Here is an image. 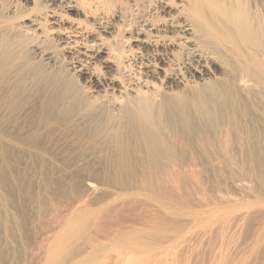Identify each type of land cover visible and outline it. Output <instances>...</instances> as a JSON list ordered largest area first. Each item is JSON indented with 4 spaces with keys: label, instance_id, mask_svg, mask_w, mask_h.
I'll use <instances>...</instances> for the list:
<instances>
[{
    "label": "bare ground",
    "instance_id": "bare-ground-1",
    "mask_svg": "<svg viewBox=\"0 0 264 264\" xmlns=\"http://www.w3.org/2000/svg\"><path fill=\"white\" fill-rule=\"evenodd\" d=\"M16 1L21 3V14L29 13V4L37 12L18 26H9L4 24L7 8L0 0V137H4L5 129L28 118L38 122L50 115L69 117L70 122L81 126L80 133L102 138L106 145L102 159L114 165L115 175L124 186L125 176L133 173L131 165L143 167L145 176L139 187L164 213L169 209L168 198L178 205L176 194L201 183L204 174L201 176L197 169L182 170V166L188 162L196 166L205 158V148L211 149L207 145L227 143V129L216 134L218 125L227 121L235 126L234 132H243L244 143L264 145L263 139L252 136L250 126L241 127V119L250 124L256 117L264 120L260 115L264 107V0H159L156 15L135 19L126 28L118 26V40L112 49L99 39L78 44L79 40L64 34L55 40L70 60L74 82L58 80L50 91L39 67L28 62V57L48 60L49 56L37 45H27L32 41L25 40L19 30L39 35L45 21H61L67 13L86 15L77 0ZM100 24V33L113 29ZM75 28L69 32H75ZM2 148L4 157L15 152L9 145ZM257 155L252 153L250 158L256 161ZM251 206H246V211L234 207L237 213L233 219L251 217ZM228 209L223 211L229 215ZM155 218L144 223L147 231L154 230L151 239L155 229L161 230L166 223Z\"/></svg>",
    "mask_w": 264,
    "mask_h": 264
},
{
    "label": "rangeland",
    "instance_id": "rangeland-1",
    "mask_svg": "<svg viewBox=\"0 0 264 264\" xmlns=\"http://www.w3.org/2000/svg\"><path fill=\"white\" fill-rule=\"evenodd\" d=\"M77 1L86 18L67 13L61 16V21H45L39 35L17 27L25 40L32 41L27 45H37L49 56L48 60L28 57L29 64L38 66L47 79L48 91L58 80L73 81L70 60L55 38L67 34L79 40L78 44L99 39L112 49L118 40V26L126 28L141 18L156 15L159 2ZM4 2L7 8L3 12L6 16L4 24L9 26H18L37 12L29 4L33 9L21 14V3L16 0ZM58 11L55 14L60 15ZM46 17L51 19V16ZM99 24L113 29L110 33H100ZM72 27H76L75 32H69ZM261 111L260 115L264 116V107ZM28 119L5 129L4 137H0V264H242L243 260H247L246 264H264V236L261 238L264 233V145L244 143L243 132H234L235 126L227 121L218 125L216 131L218 134L227 129V143L207 145L211 149L205 148V158L196 166L190 162L181 163L182 170L197 169L195 171L201 176L204 174L199 179L202 188L200 185L196 187L198 189L187 188L184 193L189 196L175 191L184 198L175 195L180 207L174 200L170 199L174 201L173 205L168 202L169 198H163L169 207L164 213L165 210L162 212L139 187L145 176L142 166L131 165L133 173L125 176V186L116 177L114 165L102 159L106 146L102 138L80 133L81 126L74 125L69 117L50 115L38 122ZM241 120L244 123L241 127L250 126L252 136L264 140L263 119L256 117L252 124ZM173 132L177 130L173 129ZM3 144L13 147L14 154L4 157ZM252 153L258 154L256 161L250 158ZM208 155L215 156L216 160L208 159ZM205 171L208 172L205 174ZM251 204H256L251 217L247 216L244 222L233 219L236 208L244 211ZM227 207L230 208L229 215L226 214ZM153 217L155 221L160 219L158 222L166 223L161 230L155 229L151 239L150 233L154 230L149 228L147 231L144 223ZM122 230L127 232L121 235Z\"/></svg>",
    "mask_w": 264,
    "mask_h": 264
}]
</instances>
